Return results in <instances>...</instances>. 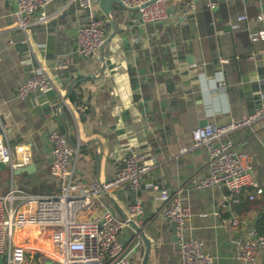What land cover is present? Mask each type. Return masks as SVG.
Masks as SVG:
<instances>
[{
    "label": "crops",
    "instance_id": "crops-1",
    "mask_svg": "<svg viewBox=\"0 0 264 264\" xmlns=\"http://www.w3.org/2000/svg\"><path fill=\"white\" fill-rule=\"evenodd\" d=\"M98 1L92 10L106 18L107 41L98 54L83 58L76 49V32L89 11L77 2L54 0L45 9L46 20L24 30L14 16L16 0H0V128L12 149L27 145L32 155L31 165L21 169L0 163V194L11 185L43 194L60 189L50 173L52 130L66 134L75 147L71 168L85 188L95 179H112L129 151L143 152L154 164L146 179L180 191L191 213L187 238L201 240L214 264H242L240 248L251 230L264 234V192L251 200L256 188L248 186L234 203L226 199L224 186L197 188L195 182L207 174L208 154L191 148V132L259 108L264 41L253 43L249 33L264 28L256 19L264 15V0H217L229 12L222 18L220 7L215 24L202 0L194 10L190 0H166L168 17L145 27L131 26L135 10L114 2L113 13L106 15ZM242 13L250 20L232 29L228 21ZM59 57L69 63L68 69H55ZM224 58L230 62L222 63ZM38 66L46 67L64 89L19 98L17 88ZM220 80L227 83L225 90L216 89ZM227 138L252 156L254 180L264 190V117ZM183 148L189 150L182 153ZM136 195L143 199L144 213L134 221L151 247L131 224L122 228L118 239L131 250L129 264H181L173 222L162 213L157 192L136 194L123 185L101 199L122 219ZM235 218L240 220L236 226L231 224ZM47 240V233L20 231L14 242L28 247L25 264H53L49 252L32 247L35 242L47 246ZM252 264H264V247Z\"/></svg>",
    "mask_w": 264,
    "mask_h": 264
},
{
    "label": "built area",
    "instance_id": "built-area-1",
    "mask_svg": "<svg viewBox=\"0 0 264 264\" xmlns=\"http://www.w3.org/2000/svg\"><path fill=\"white\" fill-rule=\"evenodd\" d=\"M54 0H16L14 16L21 29L46 20L45 9ZM89 11V18L82 23L76 32V49L78 54L87 58L98 54L107 41L105 17L98 16L93 9L94 0H73ZM123 5L134 10L130 18L131 26H146L150 23L163 22L168 17L166 0H121ZM196 1L190 0V10H194ZM212 14V22L217 21L220 3L217 0H202ZM39 13L38 18L34 16ZM257 21L264 22V15L257 16ZM250 20L247 13L236 15L228 21L232 29H241ZM253 43L264 41V28L249 33ZM1 60V56H0ZM229 63L228 58L221 60ZM69 68L64 58H57L56 70ZM227 83L220 80L216 89L225 90ZM64 89L62 83H56L44 66L32 67L29 76L17 88L16 95L26 98L30 95H46ZM259 108L249 116L233 119L217 125L214 122L195 127L192 132L191 148H204L208 154L207 174L197 180V188L224 186L226 199L240 202V196L248 186L256 188L255 195L262 194L253 177V158L248 153L239 151L227 136L242 127L251 125L264 117V93H260ZM0 133V163L10 164L13 170L24 168L32 163V155L27 145L12 149L6 139L4 127ZM0 128V129H1ZM52 165L50 173L60 181V189L53 194L33 193L11 185L9 191L0 194V256L3 264H25L28 247L15 244L17 233L42 235L47 233V246L32 245L39 252H49L53 264H129L131 250L119 239L122 228L130 225L144 213L141 196L136 195L129 204L127 215L119 219L112 209L101 199L114 188L127 185L134 193L152 190L158 193L162 204V213L176 224V238L179 247L181 264H214L213 257L204 251L201 240L188 239L186 224L191 213L182 204L179 190H171L146 179L153 165L143 152L129 151L122 158V166L116 175L108 180L95 179L88 188L74 179L71 168L75 147L69 138L59 130L49 133ZM189 148H183L182 153ZM97 212V214H94ZM84 216V217H83ZM83 217V218H80ZM240 220L235 218L231 224L236 226ZM250 238L241 245L240 259L242 264H252L257 250L264 247V234L251 230Z\"/></svg>",
    "mask_w": 264,
    "mask_h": 264
},
{
    "label": "water",
    "instance_id": "water-1",
    "mask_svg": "<svg viewBox=\"0 0 264 264\" xmlns=\"http://www.w3.org/2000/svg\"><path fill=\"white\" fill-rule=\"evenodd\" d=\"M114 2H118L119 4L123 5L121 0H99L98 4L100 5V7L102 8V11L106 15H111L113 13L112 11H113V3ZM134 10H136V8H134ZM68 94H69V92L67 93L66 96H68ZM130 224L135 228V230L138 232L139 236L141 238H143V240L145 241L146 246L149 250L151 247V244L149 243V241H148L146 235L144 234V232L142 231V229L135 223V221H131ZM173 228H174L175 233H176V224L175 223H173ZM0 264H3V258L1 256H0Z\"/></svg>",
    "mask_w": 264,
    "mask_h": 264
},
{
    "label": "trees",
    "instance_id": "trees-1",
    "mask_svg": "<svg viewBox=\"0 0 264 264\" xmlns=\"http://www.w3.org/2000/svg\"><path fill=\"white\" fill-rule=\"evenodd\" d=\"M221 12H222V18H225L226 17V15H227V13L229 12V8L227 7V5L226 4H224V3H222L221 4ZM207 9H208V7H206ZM210 10L208 9V11L206 12L209 16H210ZM211 17V16H210ZM59 190H57V192H58Z\"/></svg>",
    "mask_w": 264,
    "mask_h": 264
},
{
    "label": "rangeland",
    "instance_id": "rangeland-1",
    "mask_svg": "<svg viewBox=\"0 0 264 264\" xmlns=\"http://www.w3.org/2000/svg\"><path fill=\"white\" fill-rule=\"evenodd\" d=\"M84 217V216H83ZM83 217H80V218H83Z\"/></svg>",
    "mask_w": 264,
    "mask_h": 264
}]
</instances>
